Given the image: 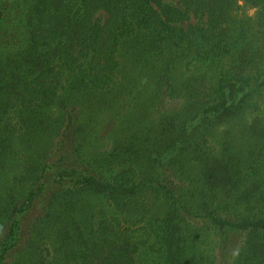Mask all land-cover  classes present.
Segmentation results:
<instances>
[{
    "label": "trees",
    "instance_id": "1",
    "mask_svg": "<svg viewBox=\"0 0 264 264\" xmlns=\"http://www.w3.org/2000/svg\"><path fill=\"white\" fill-rule=\"evenodd\" d=\"M175 1L0 0V264H264V0Z\"/></svg>",
    "mask_w": 264,
    "mask_h": 264
},
{
    "label": "rangeland",
    "instance_id": "2",
    "mask_svg": "<svg viewBox=\"0 0 264 264\" xmlns=\"http://www.w3.org/2000/svg\"><path fill=\"white\" fill-rule=\"evenodd\" d=\"M164 2L176 5V1L175 0H164ZM245 12L248 15H254L255 14V11L251 10V9H245ZM184 73H185L184 71L182 72V70L180 71V69H178L177 72H176L177 78L185 79L186 75ZM64 89H65V87H64ZM63 92L64 91H62L61 93L63 94ZM86 110H87L86 117H85L86 121H87L88 118L90 119V117H92L91 119H94V121L96 119H100V115L98 114V111H96L94 114H91V110L89 111V108H86ZM89 114H91V115H89ZM58 115H59L58 108L55 107L53 109V117L58 118ZM251 120H252V117L246 116L245 119L242 121V123L246 124V123L250 122ZM22 159L23 158H22V154L21 153H17V154L15 153L13 155L10 163H9L10 167H8L7 170H6V172H8L9 177H10V184L9 185H12V187H16L17 186V187H19V190L28 189V187H29L28 185H22L19 182V180L15 181V179H14V176L16 174H19L20 168H18V167L22 163ZM0 189H2L1 186H0ZM96 203L98 204V206L104 205L102 198L101 199L98 198V200H96ZM50 252L52 253L53 256L55 255L53 250L50 251Z\"/></svg>",
    "mask_w": 264,
    "mask_h": 264
}]
</instances>
